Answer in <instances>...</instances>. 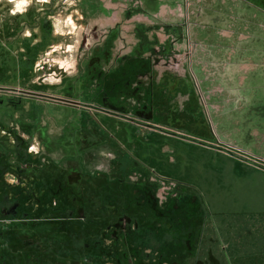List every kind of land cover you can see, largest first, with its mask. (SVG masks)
<instances>
[{
    "label": "rangeland",
    "instance_id": "1",
    "mask_svg": "<svg viewBox=\"0 0 264 264\" xmlns=\"http://www.w3.org/2000/svg\"><path fill=\"white\" fill-rule=\"evenodd\" d=\"M20 3L0 0V264H264L262 198L216 202L186 153L264 176L213 125L264 122V0Z\"/></svg>",
    "mask_w": 264,
    "mask_h": 264
},
{
    "label": "crops",
    "instance_id": "2",
    "mask_svg": "<svg viewBox=\"0 0 264 264\" xmlns=\"http://www.w3.org/2000/svg\"><path fill=\"white\" fill-rule=\"evenodd\" d=\"M209 78L207 75L206 81L210 82ZM238 78H240V80L243 79V77L239 76ZM207 85L209 86L210 84ZM223 88L217 87L216 90L221 92L225 89ZM231 92L233 93L228 94V97L230 98L229 101L234 100L236 98V94H238V92L235 91ZM257 109H263V106H259ZM214 124H217L216 128L218 130L220 129L225 132L227 131V133L229 130H231V140L236 144L247 148L253 153H264V122L255 123L248 120L245 124H241V121L238 122L236 120H231L223 123L216 121V123H213V125ZM237 130H244L246 133L238 136V134L235 133ZM190 152L191 154H194V157H191L192 159H188L193 161H191L190 165L194 166V169L196 170V178L194 179L197 180V177H199L198 182L199 186L202 188V192H209L210 194H207V196L209 195L211 199L215 198L216 202H220V186L224 184L226 187L230 188L231 186H234L233 188L235 189L240 187V190H244V196L249 198H262V203L264 204V176L262 174L248 170L246 173L248 174L250 172L251 176L248 178H243L244 176H240L239 174L238 165L233 160H226L222 157V155L206 148H201L199 151L188 150L186 153L189 154ZM197 158H199V162L196 163L199 164L197 166L198 168H196V164H194V159ZM240 172L242 173L243 171L240 169Z\"/></svg>",
    "mask_w": 264,
    "mask_h": 264
},
{
    "label": "built area",
    "instance_id": "3",
    "mask_svg": "<svg viewBox=\"0 0 264 264\" xmlns=\"http://www.w3.org/2000/svg\"><path fill=\"white\" fill-rule=\"evenodd\" d=\"M255 164H258L259 166L264 168V159L261 158H255V160L253 161Z\"/></svg>",
    "mask_w": 264,
    "mask_h": 264
},
{
    "label": "clouds",
    "instance_id": "4",
    "mask_svg": "<svg viewBox=\"0 0 264 264\" xmlns=\"http://www.w3.org/2000/svg\"><path fill=\"white\" fill-rule=\"evenodd\" d=\"M23 2H24V0H21V3L20 4H17V8L18 9H21L23 7Z\"/></svg>",
    "mask_w": 264,
    "mask_h": 264
},
{
    "label": "water",
    "instance_id": "5",
    "mask_svg": "<svg viewBox=\"0 0 264 264\" xmlns=\"http://www.w3.org/2000/svg\"><path fill=\"white\" fill-rule=\"evenodd\" d=\"M74 104H77V103H74Z\"/></svg>",
    "mask_w": 264,
    "mask_h": 264
}]
</instances>
